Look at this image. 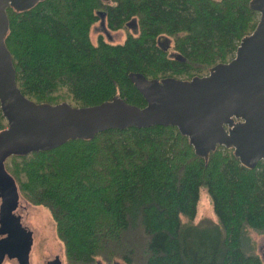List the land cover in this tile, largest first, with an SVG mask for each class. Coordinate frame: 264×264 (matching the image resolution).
Wrapping results in <instances>:
<instances>
[{"label":"trees","instance_id":"trees-1","mask_svg":"<svg viewBox=\"0 0 264 264\" xmlns=\"http://www.w3.org/2000/svg\"><path fill=\"white\" fill-rule=\"evenodd\" d=\"M250 2L46 0L8 9L6 44L19 88L36 103L88 107L120 96L145 107L129 73L208 75L256 29ZM102 20L111 31L134 22L138 32L93 44ZM5 166L21 193L50 211L68 264H264L251 237L264 233V162L246 169L224 147L206 162L175 127L111 130ZM202 188L216 225L195 223Z\"/></svg>","mask_w":264,"mask_h":264},{"label":"water","instance_id":"water-1","mask_svg":"<svg viewBox=\"0 0 264 264\" xmlns=\"http://www.w3.org/2000/svg\"><path fill=\"white\" fill-rule=\"evenodd\" d=\"M46 0H0V109L7 128L0 132V264L6 259L30 264L33 233L15 212L19 191L5 163L12 156L55 150L69 141L93 140L111 130L175 127L188 138L197 157L206 162L218 147L234 151L240 164L254 170L264 162V0H251L260 17L227 63L204 77L148 79L139 72L129 79L146 101L145 107L120 96L88 107L52 105L28 99L6 38L8 9L26 12ZM50 264H62L57 256Z\"/></svg>","mask_w":264,"mask_h":264},{"label":"rangeland","instance_id":"rangeland-1","mask_svg":"<svg viewBox=\"0 0 264 264\" xmlns=\"http://www.w3.org/2000/svg\"><path fill=\"white\" fill-rule=\"evenodd\" d=\"M137 32V26L134 22L130 23V26L125 30L119 31H111L105 27L104 23L98 22L93 26L90 38L93 44L98 43L100 36H103L104 40L108 43L121 44L124 43L128 34L136 35ZM168 45H172V43L169 42ZM18 191L20 199L15 213L21 217L23 226L33 233L34 239L30 253V264H47L48 261L54 260L57 256L60 258L62 264H68L64 245L57 236L56 224L48 208L34 204L21 193L19 188ZM195 223L202 227L217 224V217L205 188H202L200 191V201L197 207ZM251 237L255 241L259 254L264 260V233L253 232L251 233ZM1 238L2 235H0ZM115 262L117 264H125L120 260H115ZM4 264H18V262L17 260L6 259ZM100 264L105 263L100 262Z\"/></svg>","mask_w":264,"mask_h":264},{"label":"flooded vegetation","instance_id":"flooded-vegetation-1","mask_svg":"<svg viewBox=\"0 0 264 264\" xmlns=\"http://www.w3.org/2000/svg\"><path fill=\"white\" fill-rule=\"evenodd\" d=\"M102 23H103V20H102ZM129 26H130V24H129ZM129 26H128V27H129ZM107 37H109V35H107ZM169 46H170V45H168V46H167V49H168V47H169ZM169 49H170V48H169ZM169 49H168V50H169ZM171 54L173 55V53H171ZM233 153H234V151H233ZM52 261H53V260H51V261H48V263H47V264H50Z\"/></svg>","mask_w":264,"mask_h":264},{"label":"bare ground","instance_id":"bare-ground-1","mask_svg":"<svg viewBox=\"0 0 264 264\" xmlns=\"http://www.w3.org/2000/svg\"><path fill=\"white\" fill-rule=\"evenodd\" d=\"M99 135V134H98Z\"/></svg>","mask_w":264,"mask_h":264}]
</instances>
